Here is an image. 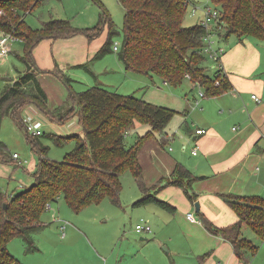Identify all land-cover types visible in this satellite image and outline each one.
<instances>
[{
  "label": "trees",
  "instance_id": "1",
  "mask_svg": "<svg viewBox=\"0 0 264 264\" xmlns=\"http://www.w3.org/2000/svg\"><path fill=\"white\" fill-rule=\"evenodd\" d=\"M44 0H0V33H12L24 43L19 57L25 70L12 83H8L0 93V119L10 116L24 127L21 113L27 105H34L50 120L64 123L77 116L83 134L61 136L42 132L29 139L37 153L38 161L32 172V182L18 193H0V264H18V260L7 249V243L14 237L24 240L25 251L36 249L33 233L42 229L40 217L48 202L60 195L67 205L78 212L87 204L99 202L107 197L112 204L119 205L122 189L120 175L128 170L142 192L133 206L155 204L174 212L175 207L157 196L164 185L173 183L187 189L197 179L187 168L177 164L171 176L173 180L161 179L158 184L148 187L142 179V168L138 161V151L143 143L163 134L165 127L178 111L151 103L134 94H122L100 85L90 86L82 91H74L72 79L65 68L56 64L52 70L36 67L32 55L34 47L43 38H64L84 34L89 40L97 37L107 25V37L93 59L114 52L115 36L121 34L118 59L126 70L144 75H156L173 86L182 83L186 74L193 83L201 85L206 95H216L227 87L226 77L219 86L214 80L223 75L214 70L212 75L205 72L202 53L205 28L198 22L185 25L188 0H117L123 7L121 30L110 18L107 10L100 5L98 24L78 28L67 19H49L41 27L33 29L24 19V14ZM220 8L221 28L218 36L227 39L231 35L238 38L251 36L264 40V0H213ZM90 73L89 62L80 64ZM50 73L62 80L69 88L68 101L56 108L47 105V96L40 85L37 74ZM147 124L149 129L131 143L126 139L137 124ZM41 137L62 146L73 142V148L62 160L46 156L48 146ZM160 137V142L164 143ZM15 161V158L0 144V163ZM188 193V192H187ZM222 199L235 211L238 219L227 226L213 224L201 212L200 221L211 234L218 235L231 243L235 255L248 264L258 247L252 240L242 235L248 227L258 237L264 238V198L257 195L234 193L220 194ZM188 196L192 197L189 193ZM207 254H204V258Z\"/></svg>",
  "mask_w": 264,
  "mask_h": 264
},
{
  "label": "crops",
  "instance_id": "2",
  "mask_svg": "<svg viewBox=\"0 0 264 264\" xmlns=\"http://www.w3.org/2000/svg\"><path fill=\"white\" fill-rule=\"evenodd\" d=\"M100 34L92 40L84 34L57 39L43 38L32 51L35 65L40 70H52L58 64L65 68L72 83H77L78 79L90 74L89 71L77 67L80 64L89 62L92 73L94 70L107 69L109 59L105 58L106 55L93 59L106 40V24ZM218 39L221 40L218 43L225 49L220 63L227 84L226 89L221 93L205 97H200L199 92L193 94L196 85L186 77L189 79L186 81L191 86L189 90L191 95L185 93L181 97L175 90L163 89L169 84L159 76L153 74L142 77L144 85L147 84L148 79L152 83L149 84L151 88L146 95L140 97L151 103L163 102L171 98L172 103L163 102L158 105L170 106L169 108L178 111L175 122L167 124L163 134L156 133L154 137L147 139L138 151L142 179L148 187L158 184L163 178L173 180L171 173L177 164H181L197 177L188 191L173 183L164 185L157 191L160 199L175 207L174 212H168L155 204H146L137 208L135 216L145 219L153 229L150 238H140L148 239L147 243L153 246L155 258L163 264H168L167 258L162 256L158 246L160 242L166 241L171 250L168 249L167 252L173 255L182 251L181 245L187 244L188 252L184 253L186 259L179 254L180 257L175 264H244L235 255L230 242L211 234L203 227L199 212L216 226L223 227L234 223L238 216L220 194L257 195L264 198V40L251 36L238 38L235 35L227 39L220 37ZM114 66L121 69L120 64L114 63ZM24 70L25 65L18 75ZM55 78L58 79L50 73L37 74L50 108L63 102L59 99L51 105L49 94L43 84L46 80L56 82ZM155 78L161 81V86ZM97 84L110 89L107 84L101 82ZM114 90L117 92L116 89ZM134 92L136 91L125 94L135 95ZM253 95L256 98L252 97ZM62 98L64 99V95ZM30 106L32 104L27 105L24 112L28 111ZM198 128L205 129V133L197 134ZM129 136L130 132L127 138ZM160 137L165 140L163 144L160 142ZM195 145L197 151L194 154L192 150ZM187 192L192 197L188 196ZM141 195L142 192L137 185L131 195V199L135 198L131 205ZM188 213L193 215L194 220L187 218ZM129 215L133 216L131 212ZM68 231L75 236L72 238L81 241L93 255H95L94 251L100 250L93 244V242L98 244L99 240L91 241L86 234L76 231L74 227L69 228ZM260 247L264 262V238L261 239ZM124 252H129L127 247ZM137 254L141 256V264H153L150 254L142 251H138ZM204 254L207 255L203 258ZM256 254L251 257L248 264ZM170 259L173 260L172 257ZM100 261L98 259L99 264ZM106 264H109V261Z\"/></svg>",
  "mask_w": 264,
  "mask_h": 264
},
{
  "label": "rangeland",
  "instance_id": "3",
  "mask_svg": "<svg viewBox=\"0 0 264 264\" xmlns=\"http://www.w3.org/2000/svg\"><path fill=\"white\" fill-rule=\"evenodd\" d=\"M188 1L187 13L184 18L185 25H191L198 21L199 17L190 14L194 5L199 8L205 4L212 7L217 5L213 0ZM100 5L107 10L112 21L121 30L124 10L117 0H44L30 12L25 13L23 17L26 24L33 29L40 28L42 22L48 21L51 18L67 19L73 26L78 28L92 27L98 24ZM197 11V15H199L200 10ZM14 41L11 42L12 52L8 53L6 57L0 58V93L8 83H12L13 79L16 80L19 76V71L24 69V63L19 58L23 53L24 43L21 39ZM113 41L120 44L121 34L115 36ZM218 41L221 40L216 38V42ZM113 51V53L106 54L105 58L109 59L107 69L94 70V73H90L91 75L88 74L85 75V78L78 79L79 82L72 83L73 90L82 91L90 86L98 85L97 82H101L107 84L110 87L109 90L114 88L119 93L125 94L136 91L134 93L138 97L146 95L147 91L151 88L149 86L152 83L151 80L148 79L146 81L147 84L144 85L142 77L145 75L126 70L124 65L118 60L116 51ZM114 63L120 64L121 69H117ZM203 66H205L207 74H213L212 62L206 60L203 62ZM55 80L56 82L53 80L43 82L49 94L51 105L59 99L66 102L70 96L69 88L63 81L56 78ZM186 80L189 79L185 77L178 86L168 83L169 85L163 89L175 90L181 97L185 93L191 95V92H189L191 86ZM155 81L161 86L160 80L155 78ZM114 89L113 91H115ZM198 91V87L196 86L192 93L197 94ZM62 95H64V99ZM163 102L172 103L171 98L165 99ZM163 102L158 101L153 103L160 104ZM35 112V116L42 119V132H51L61 136L83 134V128L77 116L70 117L64 123H58L50 120L37 107H35ZM21 117L22 119L25 118L24 109ZM175 118L176 116L168 124L175 122ZM148 127L147 124H138L130 132V136L126 139V142L131 143L135 141ZM29 139H31V136L26 133L21 123L16 122L9 115L3 116L0 119V144H3V149L10 156L12 153L18 155L15 161L0 163V193H18L31 184V174L35 171L38 156ZM40 139L43 144L48 146L46 156L55 160H62L74 145L73 142H67L59 146L44 137ZM18 161H21V163L19 164ZM120 179L122 189L119 195V205L112 204L105 197L97 203L92 202L82 207L80 211L74 212L60 195L57 200L48 202L40 217V222L44 224V227L33 233L36 249L25 251L24 240L20 237L12 238L7 243V249L18 260V264H99L98 259L101 260V264H106L107 261H109V264H141L142 260L140 254H137L138 251L150 254V257L154 261L153 264H163V262L160 263L157 260L158 258H155L153 246L151 247L147 243L148 239L142 240L140 238H150L153 229L150 233H137L134 229L136 223L143 222L145 219L135 216L139 206L131 205V202L135 199H131V195L137 188L132 173L126 170L120 175ZM130 212L131 215L133 214L132 217L129 215ZM62 225H64V229H62ZM72 227L76 231L86 234L91 241L99 240L98 244L97 242H93V244L100 250L94 251L95 255H93L92 251L85 248L81 241L72 238L75 236H72L68 231ZM243 235L250 237L258 247L257 254L250 264H264L261 257L262 249L260 247L261 239L263 238L258 237L248 227L244 228ZM160 243L158 250L162 253V256L167 258L168 264H175V261L180 257L179 254L182 258L186 259L184 253L185 251L188 252L187 244L181 245L182 251L173 255L167 252L170 250V246L167 244L168 241ZM126 247L129 252H124ZM124 253L127 254L125 255ZM169 255L173 260L170 259Z\"/></svg>",
  "mask_w": 264,
  "mask_h": 264
},
{
  "label": "built area",
  "instance_id": "4",
  "mask_svg": "<svg viewBox=\"0 0 264 264\" xmlns=\"http://www.w3.org/2000/svg\"><path fill=\"white\" fill-rule=\"evenodd\" d=\"M197 10H200L199 15H197L198 13ZM190 14L192 16L199 17L198 22L207 31L205 36L203 37V46L201 51L206 56L207 60L212 62L213 70H220L219 74L223 75L214 80V85L219 86L225 77L224 73L222 72V66L220 63V58L224 54L225 49L218 42H216V38H219L216 31L221 28L220 22H223L221 20L220 8L218 5L212 7L209 6L208 4H205L201 8L194 5L190 11ZM0 15H2V10H0ZM17 39L18 38L14 36L12 33H5V32L0 33V58H4L8 55V53H10L11 42ZM112 49L117 51L119 49V44L114 42L112 45ZM186 77L190 78L188 74H186ZM196 86L198 87L199 90L198 92L200 97H205L206 93L204 88L199 84H196ZM252 97L256 98L255 95H253ZM30 107H31L29 109L30 111L25 110V118L22 119L24 127L26 128L27 132L32 135L35 136L41 135L42 121L40 118H38V116H35L36 112L34 105ZM205 131L206 130L203 128L196 129L197 134H203L205 133ZM196 151H197V146L195 145L192 152L195 154ZM12 156L15 159L18 158V155L16 153H12ZM18 163L20 164L21 161H18ZM187 218L190 220H194V217L191 213L187 214ZM62 229H64V225H62ZM134 229L137 233L152 232V227L146 220L140 223H136Z\"/></svg>",
  "mask_w": 264,
  "mask_h": 264
},
{
  "label": "water",
  "instance_id": "5",
  "mask_svg": "<svg viewBox=\"0 0 264 264\" xmlns=\"http://www.w3.org/2000/svg\"><path fill=\"white\" fill-rule=\"evenodd\" d=\"M196 207L198 208V204H196Z\"/></svg>",
  "mask_w": 264,
  "mask_h": 264
}]
</instances>
